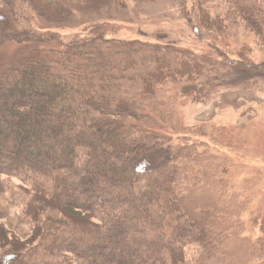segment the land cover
I'll return each mask as SVG.
<instances>
[{"label":"trees","instance_id":"obj_1","mask_svg":"<svg viewBox=\"0 0 264 264\" xmlns=\"http://www.w3.org/2000/svg\"><path fill=\"white\" fill-rule=\"evenodd\" d=\"M127 1L157 0L0 6V46H16L0 61V192L21 205L30 228L22 239L0 224V264H264V240L240 236L242 207L229 201L223 160L125 120L259 86L264 62L108 39L92 25L63 48L55 33L11 32L34 19L61 27L76 16H116ZM176 1L194 35L232 19L264 47L261 0ZM218 1L222 12L211 11Z\"/></svg>","mask_w":264,"mask_h":264},{"label":"rangeland","instance_id":"obj_2","mask_svg":"<svg viewBox=\"0 0 264 264\" xmlns=\"http://www.w3.org/2000/svg\"><path fill=\"white\" fill-rule=\"evenodd\" d=\"M4 2L0 0V6ZM261 2L264 4V0ZM211 7L217 13L223 10L219 1ZM89 25L99 27L108 39L169 43L211 58L228 54L256 64L264 62V47L243 24L229 19L227 29L205 32L198 37L183 19L176 0H157L151 4L127 1L126 10L116 16H76L61 27L39 19L10 26L11 32L26 29L44 37L48 32L58 34L63 48L73 38L83 36ZM15 47L13 43L0 46V61H6ZM164 95L158 101L161 106ZM165 108H159V115L143 109L139 120L130 117L125 120L138 128L162 134L175 148L184 144L186 137L222 159L226 190L232 196L229 201L242 207L237 216L242 224L240 236L255 243L264 240L261 222L264 217V83L221 89L207 102L176 101ZM11 181L13 186L21 185L16 179ZM21 210L20 204L10 202L7 192H0V224L25 239L30 235V228L21 222ZM191 255L198 257L194 250Z\"/></svg>","mask_w":264,"mask_h":264}]
</instances>
